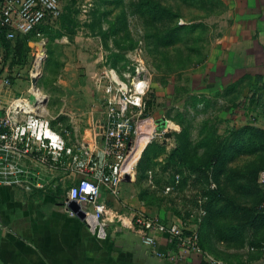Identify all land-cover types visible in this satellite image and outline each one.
I'll list each match as a JSON object with an SVG mask.
<instances>
[{
  "label": "rangeland",
  "instance_id": "rangeland-1",
  "mask_svg": "<svg viewBox=\"0 0 264 264\" xmlns=\"http://www.w3.org/2000/svg\"><path fill=\"white\" fill-rule=\"evenodd\" d=\"M150 1L169 9V13L152 15L149 11ZM59 2L60 17L42 25L34 35L28 37L26 63L23 66L9 67L11 57L4 61L1 50L0 68L3 69L4 81L9 85L8 90L18 81L12 88L13 97L24 96L33 79L36 80L34 87L37 92L51 96L56 92L54 83L69 60L81 64L94 61L95 72L87 74L92 80L99 72L101 62L113 68L125 82H130L133 78L145 79L148 84L145 100L149 118L138 131L139 150L133 157L127 174L131 180L121 184V193L129 188L146 207L148 214L157 216L163 222L182 223L187 229L196 230L200 240L213 253L221 248L228 252H240L238 254L242 256L240 250H245L249 243L264 241V222L252 226L246 213L225 210L222 201L210 202L208 194L220 187L224 194L234 197L241 206L255 208L259 201L257 191L240 190L238 183L241 180L228 178V171L240 168L246 163H253L249 170L252 174L258 166L262 167V171L264 146L254 150L250 147L251 141H246L247 146L225 164L227 173L220 174L217 178L208 173H200V162L206 159L207 154L205 148L198 147L204 131L212 129L222 133L227 127L217 118L219 108L216 101L203 109L198 101L190 98L184 101L183 97L190 92V87H194V94L205 91L200 89L203 78L211 79L209 93H215L212 78H216V75H211L210 70L202 66L210 56L208 48L210 40L213 39V31L203 25L204 28L197 27L192 32H182L171 43L164 40L169 29L175 26H198L201 16L214 12V6H209L204 0ZM62 17L65 18L64 21L61 20ZM13 43L11 41L12 45ZM37 67V75L33 76ZM158 93L160 95L157 96ZM175 94L180 99L174 101V106L172 96ZM56 103L58 101L51 96L47 110L52 117L57 114ZM172 105L174 109L170 110L171 122L167 116L160 121L163 128L168 124L163 134L162 129H157L155 120ZM157 110L160 112L155 114ZM228 111L221 116L225 117ZM102 118L101 108L100 114L94 119V125L97 126ZM261 119L257 115L255 121ZM252 128L264 132L262 125ZM181 130L187 132L186 142L182 136H175V133L181 134ZM165 134L170 136L166 137ZM88 135L90 134L82 132L79 137L84 139ZM252 141L259 146L258 139L253 138ZM153 144L163 146L164 151L159 153L153 149ZM174 148L183 151L170 160L169 156ZM177 175L179 184L175 185ZM255 186L261 189L258 179ZM168 187L171 188L169 191ZM237 227L241 228L239 232L234 230ZM246 252L243 254H247Z\"/></svg>",
  "mask_w": 264,
  "mask_h": 264
},
{
  "label": "crops",
  "instance_id": "crops-1",
  "mask_svg": "<svg viewBox=\"0 0 264 264\" xmlns=\"http://www.w3.org/2000/svg\"><path fill=\"white\" fill-rule=\"evenodd\" d=\"M204 1L215 9L199 19L202 25L213 31L208 48L210 56L202 66L210 70L211 75H216L212 78L215 93H209L211 79L203 78L200 89L205 91L194 94V87H190L183 99L198 101L203 109L216 101L219 108L217 118L227 127L224 132H217L221 137L245 127L262 125L264 128L260 108L264 97L260 99L258 92L264 84V0ZM1 50L0 44V53ZM102 65L101 62L99 69ZM94 69V61L81 64L69 60L54 83L56 92L51 95L58 101L55 117L63 126L75 128L78 137L82 132L91 135L96 127L94 119L101 112L93 80L87 76L93 74ZM15 84L8 90L9 85L1 74L0 106H6L16 98L12 94ZM51 96H47L48 100ZM179 99L177 94L172 96L174 106V101ZM173 105L168 106L166 113L162 111L158 115L160 118L155 120L157 129H164L160 121L164 116L170 120ZM225 111H228L225 117L221 116ZM158 112L160 110L155 114ZM257 115L262 118L258 122L255 121ZM120 187L117 198L106 191L100 197L120 221L109 224L107 238L98 240L88 233L80 219L69 217L63 211L62 188L23 192L0 186V264H206L200 254L174 249L165 237L159 239L157 250L166 258L162 260L153 256L133 230L131 222L137 212L148 214L146 207L129 188L121 193ZM260 190L261 194L256 196L264 206V188ZM261 243L260 246L257 241L249 243L245 250H240L242 256L233 250L228 252L219 248L213 253L208 248H200L217 264H264V241ZM245 251L247 254H243Z\"/></svg>",
  "mask_w": 264,
  "mask_h": 264
},
{
  "label": "built area",
  "instance_id": "built-area-1",
  "mask_svg": "<svg viewBox=\"0 0 264 264\" xmlns=\"http://www.w3.org/2000/svg\"><path fill=\"white\" fill-rule=\"evenodd\" d=\"M60 15L59 0H0V36L12 41L36 32ZM93 83L103 118L92 135L84 139L78 137L75 128L63 126L49 114L48 97L37 92L32 83L26 95L0 106V186L23 192L62 188L63 211L72 218L82 213L80 221L88 233L105 240L108 225L120 218L100 197L103 191L113 198L119 196V187L139 145L138 131L149 118L145 100L148 84L140 78L125 82L105 63ZM260 108L264 115V103ZM166 128L168 124L163 134ZM258 184L264 188V169ZM131 222L143 244L158 259L166 258L157 250L159 239L165 237L174 249L200 254L206 264H217L202 253L198 232L185 224L166 223L141 211L133 215Z\"/></svg>",
  "mask_w": 264,
  "mask_h": 264
},
{
  "label": "trees",
  "instance_id": "trees-1",
  "mask_svg": "<svg viewBox=\"0 0 264 264\" xmlns=\"http://www.w3.org/2000/svg\"><path fill=\"white\" fill-rule=\"evenodd\" d=\"M149 11L152 13V15H155L156 13H169V9L159 5L157 2L150 1L149 2ZM61 20H65L64 17H62ZM42 26H39L36 30H39ZM200 27L204 28V26L200 23L197 25L190 24V25H178L174 28L169 29V31L164 36L165 41H175L178 37L181 36L182 32H192L195 28ZM35 34V31L28 35L24 36H18L14 40L13 45L11 44V41H8L3 38V36H0V44L3 50V60L6 61L9 57H11L10 65L9 67L14 66H23L26 63V57H27V51H28V37ZM3 72V69L0 68V76ZM258 92L260 93L259 98L261 99L264 97V84L258 88ZM264 102V101H263ZM176 137H183L184 142H186L187 132L184 130H181V134H176ZM253 138L258 139V144H253ZM246 141L250 142V147H252L254 150L260 148L262 149L264 146V132H261L255 128L252 127H245L242 128L239 131H234L230 133L226 137H221L215 132V130H206L204 131V134L201 138V140L198 142V147H202L206 149V159L202 162H200V173H208L210 175L215 176L217 178L218 175L227 173V169L224 168L225 164L231 159H233L239 150L246 147ZM153 149L157 150L159 153H162L164 151V147L161 145L153 144ZM149 149V147H148ZM184 150V151H183ZM183 150L180 148H174L171 155L169 156V159L175 158V155L183 151L185 152V149L183 147ZM179 155V153H178ZM262 158V156H259ZM264 161V158H262ZM181 165H184V163H181ZM253 163L251 164H245L240 168L232 169L228 171V178H231L232 180H235L236 178L240 179L241 182L238 183V188L240 190L249 192L253 191L256 192V194H261V190L255 186L256 179L258 176V173L261 171L262 167H255V170L253 171V174L249 171L251 169ZM175 175V174H174ZM254 183V185H252ZM209 199L210 202L212 201H222L224 204L225 210H230L232 212L236 213H246L250 223H252V226H256V223L264 222V206L261 204L263 201L257 202L256 207L251 208H245L241 206V204L238 203V201L232 197L228 196L223 193L222 189L219 187L216 190L209 191ZM251 213V215L249 214ZM240 227L235 228L236 232H239ZM238 230V231H237ZM262 243L257 242V245L260 246ZM199 245L201 248L205 249L208 248L205 243L200 240L199 237Z\"/></svg>",
  "mask_w": 264,
  "mask_h": 264
},
{
  "label": "water",
  "instance_id": "water-1",
  "mask_svg": "<svg viewBox=\"0 0 264 264\" xmlns=\"http://www.w3.org/2000/svg\"><path fill=\"white\" fill-rule=\"evenodd\" d=\"M32 84H33V85L36 84V80H35V79L32 80ZM29 99H30V100H33V96L30 95V96H29ZM165 135H166V137H169V136H170L169 134H165ZM129 181H130V176H129V175H126L125 178H124V182H129ZM71 206H72V208H73L74 210H77V206H76L74 203H72ZM78 218H79L80 220H82V219H83V214H82V213H78Z\"/></svg>",
  "mask_w": 264,
  "mask_h": 264
},
{
  "label": "bare ground",
  "instance_id": "bare-ground-1",
  "mask_svg": "<svg viewBox=\"0 0 264 264\" xmlns=\"http://www.w3.org/2000/svg\"><path fill=\"white\" fill-rule=\"evenodd\" d=\"M37 64H38V63H37ZM36 66H37V65H36ZM37 71H38V67L36 68L35 73H34L33 76H36V75H37ZM138 150H139V145H138V147H137V149H136V153H135V155L138 153Z\"/></svg>",
  "mask_w": 264,
  "mask_h": 264
}]
</instances>
